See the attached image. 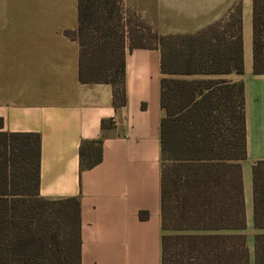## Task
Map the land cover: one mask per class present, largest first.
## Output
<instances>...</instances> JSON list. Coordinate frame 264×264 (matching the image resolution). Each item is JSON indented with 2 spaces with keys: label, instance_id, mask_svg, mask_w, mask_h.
Wrapping results in <instances>:
<instances>
[{
  "label": "trees",
  "instance_id": "trees-1",
  "mask_svg": "<svg viewBox=\"0 0 264 264\" xmlns=\"http://www.w3.org/2000/svg\"><path fill=\"white\" fill-rule=\"evenodd\" d=\"M122 0H77L78 80L107 84L124 107L126 51L160 52L162 264H264V161L252 176V260L245 235L241 162L246 157L241 6L193 35H158L130 21ZM252 74L264 75V0H251ZM194 76L195 79L179 77ZM109 126L102 121L101 129ZM1 129V122H0ZM79 169L101 162V139L81 143ZM40 137L0 132V264H80L79 203L39 196Z\"/></svg>",
  "mask_w": 264,
  "mask_h": 264
},
{
  "label": "crops",
  "instance_id": "crops-1",
  "mask_svg": "<svg viewBox=\"0 0 264 264\" xmlns=\"http://www.w3.org/2000/svg\"><path fill=\"white\" fill-rule=\"evenodd\" d=\"M241 6L243 74L210 76L244 86L246 157L241 162L245 235L252 260V176L264 161V75L252 74L251 0H146L160 36L193 35ZM77 0H0V132L40 137L39 196L79 203L80 264H162L160 52L126 51L124 107L107 84L78 80ZM195 79L194 76L179 77ZM109 126L101 129V122ZM101 139V162L80 171L83 142Z\"/></svg>",
  "mask_w": 264,
  "mask_h": 264
},
{
  "label": "rangeland",
  "instance_id": "rangeland-1",
  "mask_svg": "<svg viewBox=\"0 0 264 264\" xmlns=\"http://www.w3.org/2000/svg\"><path fill=\"white\" fill-rule=\"evenodd\" d=\"M123 10L129 16H133V19L130 18V21L146 23V18L144 14L146 0H122ZM151 27V26H150Z\"/></svg>",
  "mask_w": 264,
  "mask_h": 264
}]
</instances>
